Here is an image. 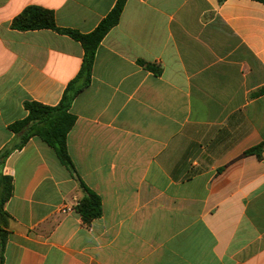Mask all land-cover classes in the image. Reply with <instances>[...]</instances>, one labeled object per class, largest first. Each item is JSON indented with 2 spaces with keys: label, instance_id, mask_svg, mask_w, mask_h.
I'll use <instances>...</instances> for the list:
<instances>
[{
  "label": "crops",
  "instance_id": "obj_1",
  "mask_svg": "<svg viewBox=\"0 0 264 264\" xmlns=\"http://www.w3.org/2000/svg\"><path fill=\"white\" fill-rule=\"evenodd\" d=\"M117 2L0 0V175L13 183L3 264H264V146L246 153L264 144V3L127 0L69 110L74 170L40 137L14 149L25 102L59 105L85 53L14 19L36 6L89 34ZM80 180L101 201L89 222Z\"/></svg>",
  "mask_w": 264,
  "mask_h": 264
},
{
  "label": "trees",
  "instance_id": "obj_2",
  "mask_svg": "<svg viewBox=\"0 0 264 264\" xmlns=\"http://www.w3.org/2000/svg\"><path fill=\"white\" fill-rule=\"evenodd\" d=\"M224 2L226 0H219ZM264 3V0H254ZM127 0H118L114 9L101 21L98 27L89 34H82L76 30L62 29L57 27L53 12L41 7L29 6L13 21V28L21 31L51 29L58 33L66 34L76 41L82 43L84 47V57L81 70L72 82L66 88L63 98L59 105L50 107L35 101L25 102V109L28 116L20 121L10 125V130L18 134L20 143L14 149L21 148L32 137H40L49 146L56 150L60 162L70 170H74V165L70 159L66 147V137L68 132L75 124L76 117L69 110L73 100L82 92L91 82L92 69L96 50L108 32L116 26L123 12ZM148 69L160 74L161 69L152 65L145 64ZM264 94V88L255 93V96ZM264 144L248 150L247 154H260ZM11 150L3 153V158L10 154ZM81 187L85 190V196L76 206L77 212L82 218L89 222L97 219L102 215L101 201L98 195L91 191L80 180ZM13 194L12 179L0 175V264L4 262L5 247L9 235L10 216L5 211V203Z\"/></svg>",
  "mask_w": 264,
  "mask_h": 264
},
{
  "label": "built area",
  "instance_id": "obj_3",
  "mask_svg": "<svg viewBox=\"0 0 264 264\" xmlns=\"http://www.w3.org/2000/svg\"><path fill=\"white\" fill-rule=\"evenodd\" d=\"M62 213H70V212H73L74 209L70 206H67V205H62L59 209Z\"/></svg>",
  "mask_w": 264,
  "mask_h": 264
}]
</instances>
